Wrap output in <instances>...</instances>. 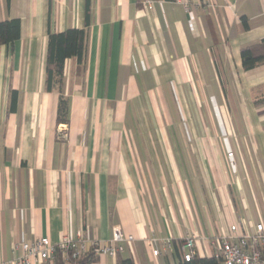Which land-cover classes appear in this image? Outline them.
<instances>
[{
	"label": "crops",
	"instance_id": "1",
	"mask_svg": "<svg viewBox=\"0 0 264 264\" xmlns=\"http://www.w3.org/2000/svg\"><path fill=\"white\" fill-rule=\"evenodd\" d=\"M12 18L20 37L0 45V263L22 241L83 229L106 243L118 226L134 264H171L190 232L210 257L230 224L264 227V63L246 71L240 57L264 38V0H0V21ZM69 28L85 30V52L81 72L64 63L63 123L45 63L49 33ZM178 100L210 124L177 128Z\"/></svg>",
	"mask_w": 264,
	"mask_h": 264
},
{
	"label": "built area",
	"instance_id": "2",
	"mask_svg": "<svg viewBox=\"0 0 264 264\" xmlns=\"http://www.w3.org/2000/svg\"><path fill=\"white\" fill-rule=\"evenodd\" d=\"M155 0H141L145 9H152ZM232 156V152L227 153ZM198 235L187 234L179 248L182 261H190L198 255ZM133 240L132 235L125 234L118 226H114L108 242L88 237L83 229L67 232L58 241H51L48 236H38L31 241H22L14 245V256L0 264H79V258L88 249L93 248V254L101 264L102 257L116 258L124 251V244ZM158 238L150 237L147 243L152 255H158L159 250L152 243ZM170 244L169 241H165ZM219 260V264H264V227L262 223L255 224L252 231H245L241 222L229 225L228 233L215 238V251L211 255Z\"/></svg>",
	"mask_w": 264,
	"mask_h": 264
},
{
	"label": "trees",
	"instance_id": "3",
	"mask_svg": "<svg viewBox=\"0 0 264 264\" xmlns=\"http://www.w3.org/2000/svg\"><path fill=\"white\" fill-rule=\"evenodd\" d=\"M141 3V0H139ZM85 20H89V3H86ZM244 28L248 27L245 17L241 18ZM85 30L69 28L62 32H50L48 35L46 63H45V89L56 90L59 93L57 104V122H68V98L63 93L64 63L68 58H76L77 71L81 72L85 52ZM20 37V20L12 18L0 21V45H10ZM241 64L244 70H251L264 63V38L259 42L243 47L240 50ZM264 102V98L255 100V104ZM17 105V92L10 90L8 110L14 111ZM176 248V247H175ZM177 249V248H176ZM79 264H98V258L93 254V248L88 249L79 258ZM115 264H134L131 256L116 255ZM170 264V263H167ZM171 264H219L213 256L197 255L190 261H182L179 252L175 250V261Z\"/></svg>",
	"mask_w": 264,
	"mask_h": 264
},
{
	"label": "rangeland",
	"instance_id": "4",
	"mask_svg": "<svg viewBox=\"0 0 264 264\" xmlns=\"http://www.w3.org/2000/svg\"><path fill=\"white\" fill-rule=\"evenodd\" d=\"M178 102L181 104L182 108L177 110H173V107H171V119L175 126L183 128H190V126L194 125V128L201 125V126H207L210 124V120L207 117L206 110L203 107H199L198 109L193 108L190 106L192 102L186 101V100H178ZM189 104V107L188 105ZM173 125V126H174Z\"/></svg>",
	"mask_w": 264,
	"mask_h": 264
}]
</instances>
